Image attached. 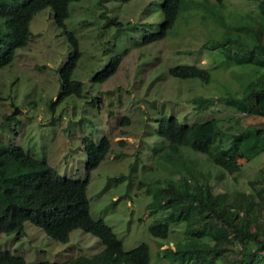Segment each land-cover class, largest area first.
<instances>
[{"label":"trees","instance_id":"16d2710c","mask_svg":"<svg viewBox=\"0 0 264 264\" xmlns=\"http://www.w3.org/2000/svg\"><path fill=\"white\" fill-rule=\"evenodd\" d=\"M74 1L81 0H0V68L28 45L33 36L32 18L45 7L53 10L56 26L63 29L73 47L59 70L61 88L57 98L49 101L52 109L57 102L69 97H83L85 78L96 83L114 76L127 52L125 49L123 55L113 53L101 71L94 69L84 75L79 41L66 26L70 3ZM119 1L127 3L130 0ZM255 1L260 10L254 16L239 9L228 12L224 0H190L185 4L182 0H149L147 13L151 20L148 24L141 21L127 23V28L132 31L140 24L141 33H146L144 42L162 41L172 32L178 35L170 37L178 38L177 24L183 16L182 9L194 6L197 11H192L193 16L199 19L191 28L202 27L203 36L211 34L208 38L205 36L199 49L219 50L228 60L249 65L251 70L247 78L238 79L223 71L214 75L211 69L198 64H180L167 65L164 74L171 80L199 84H211L215 78L226 80L223 88L229 92L193 96L190 101L196 110L208 109L221 102L245 115L263 118L238 133H231L232 125H225L215 117L190 123L160 110L157 132L169 142V148L161 157L165 153L174 154L164 160L169 166L179 168V177L169 179L156 175L154 182L146 185V192L153 199L147 203V209L157 214L149 225L150 234L168 241L171 233L178 230L173 245L162 248V242L157 244L159 254L162 253L159 260L169 264H264V224L261 222L264 194L256 200L226 184L227 175L243 170L238 159L239 151H243L240 141L249 135L264 137V0ZM202 7L204 10L200 11ZM116 18L117 15H113L114 22ZM140 48L139 57L147 49ZM184 52L191 54L194 49ZM160 72L161 69H156L145 76L143 64H140L136 73L138 87L141 83L158 85L156 80L162 79ZM6 100L0 94V103ZM11 104L14 109L3 115L0 130L21 121L18 104L15 100H11ZM123 119L129 124V116L125 115ZM207 129H210V138L203 134ZM82 142L87 177L75 179L61 175L47 162L27 153L21 145L0 138V234L22 235L25 223L30 222L43 229L47 236L64 242L73 230L82 229L102 242L99 255L79 254L61 262H28L21 254L0 249V264H155L150 243L142 242L125 250L112 227L102 218L91 215L87 196L89 175L111 152L112 144L106 135L98 143L89 136ZM186 149L196 155H206V158H188ZM259 178L257 182L262 185L264 173ZM219 183H224L226 189H216Z\"/></svg>","mask_w":264,"mask_h":264},{"label":"rangeland","instance_id":"374dc122","mask_svg":"<svg viewBox=\"0 0 264 264\" xmlns=\"http://www.w3.org/2000/svg\"><path fill=\"white\" fill-rule=\"evenodd\" d=\"M148 2L81 0L70 3L66 26L79 41L84 75H89L94 69L101 71L113 53L123 55L125 49L127 52L114 76L96 83L85 78L83 97H69L57 102L53 109L49 101L58 96L61 88L59 70L73 47L63 29L56 26L50 7L37 12L30 24L33 32L30 42L17 51L9 64L0 68V94L7 98L0 103V120L14 109L11 100L18 104L21 119L19 123L2 128L0 138L21 145L27 153L47 162L63 176L84 179L87 177V160L83 138L89 136L98 143L105 135L108 136L111 152L89 175L87 196L90 213L112 227L125 250L148 242L155 264H169L159 260L162 253L159 254L157 244L162 242V248L173 245L178 230L171 233L168 241L150 234L149 225L157 214L147 209V203L153 199L146 192V185L152 184L156 175L169 179L179 177V168L169 166L164 160L174 154L165 153L161 157L169 148V142L157 132L160 110L190 123L215 117L225 125H232L231 133H238L248 124L263 118L245 115L221 102L200 111L194 108L190 101L193 96L229 92L223 88L226 80L215 78L211 84L171 80L164 74L167 65L198 64L211 69L214 75L223 71L238 79L247 78L251 66L232 62L219 50L199 49L205 36L208 38L211 34L203 36L200 32L202 27L191 28L199 19L193 16L192 11H197L194 6L182 9L183 16L177 24L180 37H170L178 35L172 32L162 41L144 42L146 33H141L139 23L146 25L151 20L147 13ZM188 2L190 0H182V4ZM224 2L228 12L239 9L254 16L259 14L260 5L255 0ZM113 15H117L116 22ZM118 21L121 24H117ZM129 21H139V25L133 27L134 31L127 28ZM140 46L147 49L139 57ZM189 49H194V52H184ZM140 64H143L145 76L161 69L162 79L156 80L158 85L141 83L138 87L136 73ZM125 115L129 116V124L123 119ZM209 133L210 129H207L203 134L210 138ZM239 144L243 151H239L238 159L243 170L233 174L236 179L227 175L226 184L259 200V195L264 194V182L262 185L257 182L264 173V137L249 135ZM185 153L188 158H206V155L193 154L190 149ZM217 188L225 190L226 186L219 183ZM261 222L264 224V218ZM0 249L21 254L28 262H61L79 254L97 256L103 244L82 229L73 230L68 240L62 242L26 222L22 235L0 234Z\"/></svg>","mask_w":264,"mask_h":264}]
</instances>
